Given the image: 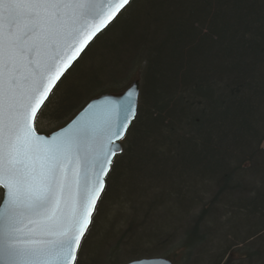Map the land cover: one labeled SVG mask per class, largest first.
<instances>
[{"label": "trees", "instance_id": "1", "mask_svg": "<svg viewBox=\"0 0 264 264\" xmlns=\"http://www.w3.org/2000/svg\"><path fill=\"white\" fill-rule=\"evenodd\" d=\"M133 79L138 116L80 264H122L166 244L160 256L173 264H264V0H132L50 96L37 123L51 127L37 131ZM103 203L114 211L94 225Z\"/></svg>", "mask_w": 264, "mask_h": 264}, {"label": "snow or ice", "instance_id": "2", "mask_svg": "<svg viewBox=\"0 0 264 264\" xmlns=\"http://www.w3.org/2000/svg\"><path fill=\"white\" fill-rule=\"evenodd\" d=\"M131 3L0 0V264H80L123 151L117 141L138 116V91L52 137L36 124L69 70Z\"/></svg>", "mask_w": 264, "mask_h": 264}, {"label": "water", "instance_id": "3", "mask_svg": "<svg viewBox=\"0 0 264 264\" xmlns=\"http://www.w3.org/2000/svg\"><path fill=\"white\" fill-rule=\"evenodd\" d=\"M130 90H137L138 91L137 101L139 103V97H140V81H139V79H133L128 84V86L123 91H121V92H116V93H103V94H100V95H98L96 97L91 98L62 127H59L58 129L50 132L49 134H43V133H39V134L40 135H43L45 137H52L56 133L61 132L63 129H65L69 125H71L74 120H77L78 118H81L82 116H83L84 119H99V118L102 117V109L104 107L112 106V107H117L118 108L123 102L126 101L127 93ZM89 105H93L94 108L90 112H87L86 113L85 110L88 108ZM121 141L122 140H118L117 141V147L122 148ZM118 154H120V153H117V155ZM0 190H1V192L3 191L2 189H0ZM133 262H138V264H173V262L170 259L164 258V257L141 258V259H136V260H132V261L126 262L124 264H133Z\"/></svg>", "mask_w": 264, "mask_h": 264}, {"label": "rangeland", "instance_id": "4", "mask_svg": "<svg viewBox=\"0 0 264 264\" xmlns=\"http://www.w3.org/2000/svg\"><path fill=\"white\" fill-rule=\"evenodd\" d=\"M131 19V18H130ZM134 22L135 20L134 19H132L131 20V22ZM128 34H130V30H128L127 28L126 29H122V30H118V32H116L115 34H114V39H113V41H115L116 40V42L118 41V40H121L125 35H128ZM111 36H112V34H110ZM111 37H106V39H107V41H106V39H103L102 40V43H104L105 41V44H107V43H110L111 42V39H110ZM101 43V44H102ZM113 44H115V43H113ZM116 45V44H115ZM100 46V45H99ZM99 46L98 47H96V49L95 50H97L98 48H99ZM95 50L93 51V52H95ZM94 55H95V53H93L92 55H90L91 57H92V59L94 58ZM95 59H97V57H95ZM99 59V58H98ZM97 59V60H98ZM100 61V59L98 60V62ZM87 63V62H86ZM93 65H95V63H93ZM92 65L91 64H88L87 66L86 65H83V69H84V71H86V70H88V67L90 68ZM85 67V68H84ZM102 72H104V70L102 71ZM137 74V73H136ZM135 74V75H136ZM120 78V77H119ZM92 89L93 88H95V87H91ZM90 89V88H89ZM88 89V90H89ZM107 93V92H106ZM103 94V93H102ZM100 95V94H99ZM96 96H98V95H96ZM96 96H94V97H96ZM93 98V97H92ZM38 124V126H37V130L38 131H42L44 128H50L51 126L48 124L47 125V123L46 122H43V121H41V122H39V123H37ZM136 194V196L137 195H139V193L138 192H136L135 193ZM112 203V202H111ZM108 204H106V203H103L102 205H101V207H100V211H99V213H98V215H97V219L95 220V224L94 225H96V224H98L99 223V225L101 224V226L102 225H106V223H107V217H108V215H109V213L110 214H112L113 213V211H114V208H110L109 210H108ZM99 210V209H98ZM108 210V211H107ZM113 210V211H112ZM107 211V212H106ZM115 211H116V209H115ZM109 212V213H108ZM119 217H122V215H120ZM119 217H117V219H120ZM116 219V220H117ZM118 225V224H117ZM91 227V226H90ZM94 228V227H93ZM93 228H92V230H93ZM179 232V231H178ZM177 231L175 232V233H173L172 235H178L179 233H178ZM95 234V232H93L92 231V235H91V237H90V239L93 237V235ZM163 238V237H162ZM171 237H169V239L167 240V239H164V242L161 244V245H158V246H155V247H152V248H148V249H159V247L160 246H163L164 244H166L167 242H170L171 241ZM105 244V243H104ZM173 245V244H172ZM171 246L170 245H168V244H166L164 247H161V250H155L156 252H154V253H150V255H152V256H144V257H141V258H152V257H162V256H160L161 254H163V250H167V249H169ZM171 249V248H170ZM149 255V254H148ZM141 258H139V259H141ZM118 260H121L120 261V263H126V262H129L128 260H126V258H124L122 255H121V257H119V259ZM133 260H136V259H133ZM130 261H132V260H130Z\"/></svg>", "mask_w": 264, "mask_h": 264}]
</instances>
